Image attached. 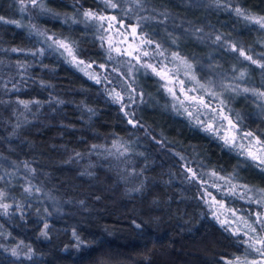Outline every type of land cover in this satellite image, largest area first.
Segmentation results:
<instances>
[{
  "label": "trees",
  "instance_id": "16d2710c",
  "mask_svg": "<svg viewBox=\"0 0 264 264\" xmlns=\"http://www.w3.org/2000/svg\"><path fill=\"white\" fill-rule=\"evenodd\" d=\"M146 1L153 8L177 16L166 21L169 31L173 25L203 28L213 38L215 32H222L256 53L264 51L261 45L252 42L255 37L264 41V34L247 28L234 15L218 10L212 0ZM72 2L46 0L53 11L68 15L73 14ZM236 2L254 13L264 14V0ZM83 4L85 8L102 7L98 0H83ZM29 15L35 17L34 13ZM0 16L29 23L19 12V0H0ZM33 22L77 41L82 59L104 62L102 50L93 42L94 32L85 31L83 24H63L50 16L35 17ZM179 33L177 29L174 34ZM161 34H166L163 27ZM40 46L27 29L0 22V84L19 80L15 65L24 62L23 56L3 50ZM181 48L203 65L198 66L201 75L209 71V65L219 63L222 67L216 71H224L235 63L231 54L223 53L210 42L199 43L194 36L182 37ZM26 62L35 63L31 57ZM29 71L32 79L20 92L0 94V100L15 101L19 96L47 101L54 95L64 103L52 106L45 103L38 110L33 106L31 112H24L15 103H0V176L12 182L6 202L11 203L14 198L26 205L23 220L19 213L0 216L5 234L11 233V238L0 239V244L9 249L0 248V264H97L100 257L104 258V264H224L243 255L244 246L221 227L213 217V210L197 198L198 186L183 181L179 175L183 161L174 154L193 161L194 168L203 162L205 167L201 171L215 168L227 175L235 170L241 182L257 187L263 184L256 177L242 176L243 168L248 166L235 152L190 125L185 116L174 113L173 101L158 89L154 78L140 76V85L148 95L146 103L137 108L136 116L150 130L145 135L144 129H133L127 124L118 105L108 101L100 91L101 86L63 63L57 54L41 57L40 63ZM41 80L52 87L42 89ZM255 104L252 102L251 108L235 100L231 106L241 113L245 130L264 133V115H260ZM86 108L93 109L95 115H90ZM18 123L20 126L16 127ZM154 138L164 141L165 146L155 143ZM114 140L128 148L125 155H119L123 149L113 147ZM93 145L98 147L93 149ZM77 152L80 158L67 163ZM24 161L36 169L31 182L43 186L39 199H26L22 192L21 186L28 179ZM253 170L254 175L261 174ZM4 181H0V187L5 186ZM137 188L140 191H133ZM210 190L218 199H224L215 189ZM226 207L248 206L232 199ZM45 209L51 213L47 217L50 225L47 239L39 237L43 223L37 216L38 212L44 215ZM73 231L84 242L79 248L75 246ZM20 241L31 246V260H18L11 255L10 250ZM26 252V248L22 249L21 256Z\"/></svg>",
  "mask_w": 264,
  "mask_h": 264
},
{
  "label": "snow or ice",
  "instance_id": "6c2138e0",
  "mask_svg": "<svg viewBox=\"0 0 264 264\" xmlns=\"http://www.w3.org/2000/svg\"><path fill=\"white\" fill-rule=\"evenodd\" d=\"M212 3L218 10L237 17L238 22H242L247 28L264 34V14L254 13L238 2L234 3V0H212ZM98 4L102 7L85 8L83 0H73V14L68 15L53 11L47 6L46 0H19V12L23 19L29 20L28 24H24L22 20H8L0 16L2 23L27 29L28 34L34 36L36 43L41 45L33 49L14 47L3 50L23 56L24 62L18 61L15 65L20 79H10L0 84V94L19 93L32 79L29 70L40 63L41 57L55 53L63 63L76 68L95 85L101 86L100 91L108 101L118 105V110L128 125L133 129H144L145 135H148L150 130L138 119L136 110L140 104L146 103L145 98L148 95L140 85V76L152 77L158 89L163 90L173 101L171 110L174 113L185 116L190 125L218 141L223 148L235 152L243 164L264 174V133L245 130L241 113L231 106L237 98L250 99L256 103L260 115H264V51L256 53L252 48L222 32H215L213 38V34L204 33L203 28H182L180 25H173L169 31L166 21L170 17L165 12L149 8L146 0H98ZM30 13H34L35 17L50 16L63 24H83L85 31L94 32L93 42L102 50L104 62L82 59V50L77 41L62 33L41 28L33 22L35 17L29 15ZM162 27L166 30L165 35L161 34ZM177 29H180V33L174 34ZM117 36L119 40L115 39ZM184 36H194L199 43L210 42L223 53L231 54L235 63L224 71H216L222 67L219 63L209 65L208 72L199 74L198 66L202 68L203 65H199L198 61H194L182 51L181 39ZM261 44L264 46V41ZM29 57L35 63L26 62ZM113 61L117 63L110 64ZM256 70H259L261 76L259 85L254 84L252 78V73ZM39 83L42 89L52 87L42 80ZM0 103H15L22 107L24 112H31L33 106L38 110L45 103L52 106L63 104L64 101L54 95H50L47 101L26 100L17 96L15 101L0 100ZM85 110L90 115H95L93 109ZM19 126L18 123L16 127ZM155 143L161 147L165 146V142L159 139H155ZM97 147L92 146L93 149ZM113 147L123 149L119 151L120 156L128 151L118 140L113 141ZM174 155L179 157V161H183V171L179 173L183 181L194 187L198 186L197 198L212 209L219 207L231 213L221 220L213 211V217L244 246V253L242 256H236L234 260L225 261L224 264H264V187L241 182L235 170L227 175L221 174L222 170L215 168L201 171L200 169L205 167L203 162L194 168L193 161L187 160L179 153ZM80 156V153H75L69 157L67 163ZM23 169L28 177L26 183L21 186L25 198L39 199L43 186L31 182L36 169L32 168L28 161L23 162ZM8 175L14 176L15 173ZM0 181H4V177L0 176ZM4 185L0 187V216L10 217L19 213L20 219L23 220L25 203H18L14 198L11 203L6 202L10 196L11 180L4 181ZM210 189H215L224 199H218ZM232 199L240 200L248 206L247 209L226 208L227 201ZM44 211V215L37 213L39 221L43 223V227L39 229V237L47 239L50 231L47 217L51 213L47 209ZM136 227L139 228L140 225L137 224ZM73 237L76 239L77 248L84 244L75 231ZM9 238L11 233L5 234L3 225L0 224V239ZM0 248H4V245L0 244ZM25 248L27 252L22 257L21 250ZM10 251L18 260L32 259V248L23 241L17 243ZM249 252L256 255L250 258ZM97 264H104V258L100 257Z\"/></svg>",
  "mask_w": 264,
  "mask_h": 264
},
{
  "label": "rangeland",
  "instance_id": "374dc122",
  "mask_svg": "<svg viewBox=\"0 0 264 264\" xmlns=\"http://www.w3.org/2000/svg\"><path fill=\"white\" fill-rule=\"evenodd\" d=\"M146 3H147V6L149 8H153L152 6H150L148 4L147 1H146ZM154 9H156L157 12H165V13H167L168 17H170L169 20L177 19V16L176 15L171 14V13H169V12L163 10V9H159V8H154ZM160 18L163 19L164 17H160ZM115 39L116 40H119V37L117 36V37H115ZM252 42L255 43V44H257V45H261L262 46V44H261L262 39H260V38H256L255 37ZM262 47L264 48V46H262ZM252 78H253L254 84L259 85L261 83V76L259 74V70H256L255 72L252 73ZM181 99H182V97H181ZM236 101L238 103H240V104H245L247 107H251L252 108V102L250 101V99L237 98ZM254 173H255L254 170L252 168H250V167H244L243 170H242V172H241L242 176H244L245 178H252V177L258 178L259 179V182H261V184H263L262 186L264 187V175H262V174L254 175ZM212 210L215 211L217 213V215L220 216V219L221 220H223L226 217H228V216L231 215L230 212H226L225 209H221L219 207H216L215 209H212ZM233 227H235V225H233ZM255 255H256L255 253L249 252L250 258L253 257V256H255Z\"/></svg>",
  "mask_w": 264,
  "mask_h": 264
}]
</instances>
